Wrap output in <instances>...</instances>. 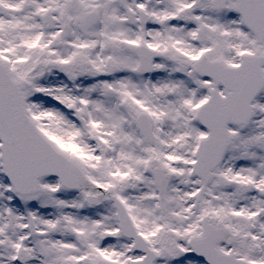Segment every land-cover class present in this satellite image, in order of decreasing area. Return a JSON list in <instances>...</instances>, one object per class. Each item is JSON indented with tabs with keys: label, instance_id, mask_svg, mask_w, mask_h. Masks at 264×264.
Returning <instances> with one entry per match:
<instances>
[{
	"label": "snow or ice",
	"instance_id": "snow-or-ice-1",
	"mask_svg": "<svg viewBox=\"0 0 264 264\" xmlns=\"http://www.w3.org/2000/svg\"><path fill=\"white\" fill-rule=\"evenodd\" d=\"M0 264H264V0H0Z\"/></svg>",
	"mask_w": 264,
	"mask_h": 264
}]
</instances>
